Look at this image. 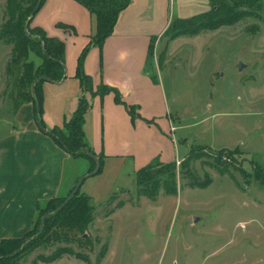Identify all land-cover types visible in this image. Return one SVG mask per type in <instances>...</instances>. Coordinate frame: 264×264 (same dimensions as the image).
<instances>
[{
    "label": "rangeland",
    "instance_id": "374dc122",
    "mask_svg": "<svg viewBox=\"0 0 264 264\" xmlns=\"http://www.w3.org/2000/svg\"><path fill=\"white\" fill-rule=\"evenodd\" d=\"M182 2L171 0V16L210 10L201 0L181 12ZM254 12L215 31L174 37L170 29L154 44L148 67L161 71L177 103L173 122L184 126L177 132V195L161 189L150 199L139 194L137 174L121 177L113 197L94 204L84 235L42 243L19 264H264V12ZM7 21V2L0 0V139L32 103L22 102L19 70L9 69L14 45L2 34ZM27 61L40 63L33 54ZM221 150L235 154L218 165ZM80 158L67 175H88ZM65 251L72 254L46 262Z\"/></svg>",
    "mask_w": 264,
    "mask_h": 264
},
{
    "label": "crops",
    "instance_id": "0c3cea01",
    "mask_svg": "<svg viewBox=\"0 0 264 264\" xmlns=\"http://www.w3.org/2000/svg\"><path fill=\"white\" fill-rule=\"evenodd\" d=\"M201 3L183 0L180 11ZM170 4L171 0H131L101 46L93 43L95 17L75 0H46L33 20L34 27L65 44V80L45 82L42 87V120L47 130L63 128L76 112L82 96L76 78L78 60L87 47L84 73L94 91L108 87L123 102L117 103L113 92L103 98L97 95L85 117V142L97 158L104 156L102 173L88 178L80 189L94 204L110 198L121 177L137 174L152 163L180 159L177 132L184 126L174 124L171 110L177 103L168 97L161 71L148 67L152 42L158 46L174 20L194 17L171 16ZM127 107L135 109L133 118ZM34 111V104L23 105L10 133L0 139V241L27 234L40 209L53 198H66L82 176L67 173L70 162L83 158L71 156L40 131ZM85 161L88 174L91 164Z\"/></svg>",
    "mask_w": 264,
    "mask_h": 264
},
{
    "label": "trees",
    "instance_id": "16d2710c",
    "mask_svg": "<svg viewBox=\"0 0 264 264\" xmlns=\"http://www.w3.org/2000/svg\"><path fill=\"white\" fill-rule=\"evenodd\" d=\"M39 0H6L8 21L2 32L6 39H10L13 48V56L10 63V71L19 70L18 84L23 92L20 94L22 102H32L35 105L34 95L40 103V112L34 111V118L38 128L43 133L49 135L64 151L73 157H84L90 162L92 173L96 167V162L86 155V152L96 156L94 151L86 144L83 126L85 117L91 108V99L99 95L102 98L113 92L117 103L122 104L121 96L118 92L102 87L98 92L94 91L92 80L84 73V61L89 52L87 47L78 60L76 78L80 82L82 96L79 99L76 112L71 119L65 121L63 128L47 130L43 120V92L42 87L47 80L52 83H61L65 77V44L57 38L49 37L41 28L33 27V20L26 28L31 12ZM46 0L43 1L41 8ZM84 6L96 19V34L93 38L95 45L101 46L107 38L112 35L119 15L126 10L131 0H75ZM263 0H208L210 10L206 13L194 16L189 19L174 20L167 31L172 29L173 36L195 35L201 31H215L225 26H232L245 18L251 17L254 11H263ZM37 15V14H36ZM66 28L64 25H58ZM166 31V33H167ZM165 33V34H166ZM154 44L150 46V56L153 55ZM33 54L40 60L38 65L33 61H27ZM18 69V70H17ZM39 77H45L46 81H41L34 85V81ZM134 116V108L127 107ZM45 130L48 132L46 133ZM204 148V147H203ZM203 148L199 150H204ZM85 150V152H82ZM235 153L221 150L216 158V163L221 164L223 156H234ZM97 157V156H96ZM103 158L100 161L102 173ZM186 163V162H184ZM223 163V162H222ZM186 164H184L185 167ZM230 166V164H228ZM222 169V167H221ZM137 186L139 194L150 199H155L158 192L163 189L168 196L177 195L176 166L174 163L162 164L152 163L137 172ZM200 188L207 185L199 186ZM75 188V187H74ZM74 188L66 198H53L48 201L45 208L40 209L34 227L23 237L16 239H3L0 241V264H19L22 256L29 250L36 248L40 244L47 243H69L75 240L74 235H84L86 229L93 221L94 203L91 198L81 193H77L75 198L59 213L56 210L71 195ZM113 195L109 198L111 199ZM49 215L45 220L44 232L41 236L35 237L38 233L43 216ZM84 240V239H82ZM86 243L88 241L84 240ZM82 242V241H80ZM64 254L72 252H56L46 262L52 263L59 260ZM105 252L100 254L103 258ZM79 256V255H77ZM80 258H82L80 256Z\"/></svg>",
    "mask_w": 264,
    "mask_h": 264
},
{
    "label": "water",
    "instance_id": "95a60500",
    "mask_svg": "<svg viewBox=\"0 0 264 264\" xmlns=\"http://www.w3.org/2000/svg\"><path fill=\"white\" fill-rule=\"evenodd\" d=\"M43 1L44 0H39L38 2H37V4H36V6L34 7V9H33V11L31 12V15H30V18H29V20H28V22H27V25H26V28H28V25L30 24V22L32 21V19H34L35 18V16H36V14L40 11V9H41V6H42V3H43ZM240 69L242 70V65L240 64ZM65 78H66V73H65V77H64V79H63V81L65 80ZM46 81V78L45 77H39V78H37L35 81H34V85H36V84H38L39 82H41V81ZM47 82H49L48 80H47ZM52 83V82H51ZM34 100H35V108H36V111L39 113L40 112V103H39V101H38V98H37V96L36 95H34ZM45 132L46 133H48L46 130H45ZM82 152H85V150H82ZM86 155L89 157V158H91V159H93L95 162H96V164H97V167H96V169L92 172V173H90V174H88L87 176H84V177H82V178H80L78 181H77V183H76V185H75V188H74V190H73V192L71 193V195L65 200V202L58 208V210H56V212L54 213V214H57V213H59V212H61L74 198H75V196L77 195V193L80 191V189H81V187H82V185L84 184V182L88 179V178H90V177H94V176H96L97 174H98V172H99V170H100V161H99V159L96 157V156H94V155H92L91 153H89V152H86ZM49 217V215H45V216H43V218H42V220H41V225H40V229H39V231H38V233L36 234V236L35 237H39V236H41L42 234H43V232H44V225H45V220H46V218H48Z\"/></svg>",
    "mask_w": 264,
    "mask_h": 264
},
{
    "label": "built area",
    "instance_id": "2783aa9c",
    "mask_svg": "<svg viewBox=\"0 0 264 264\" xmlns=\"http://www.w3.org/2000/svg\"><path fill=\"white\" fill-rule=\"evenodd\" d=\"M178 163V165H179V162H177Z\"/></svg>",
    "mask_w": 264,
    "mask_h": 264
}]
</instances>
